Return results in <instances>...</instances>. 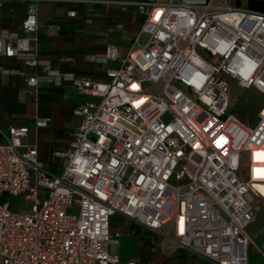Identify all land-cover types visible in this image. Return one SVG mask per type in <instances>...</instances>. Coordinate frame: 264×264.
I'll use <instances>...</instances> for the list:
<instances>
[{"label":"built area","instance_id":"2783aa9c","mask_svg":"<svg viewBox=\"0 0 264 264\" xmlns=\"http://www.w3.org/2000/svg\"><path fill=\"white\" fill-rule=\"evenodd\" d=\"M119 4L144 21L123 57L106 46L107 82L72 79L93 100L74 108L69 146L52 153L61 172L23 142L26 125L0 124L2 264H136L110 251L116 214L213 264H250L252 250L264 264V104L251 125L229 105L231 81L264 96V14L188 0ZM21 29L0 37V56L33 71L20 73L32 93L59 85V72H35L33 4Z\"/></svg>","mask_w":264,"mask_h":264},{"label":"crops","instance_id":"0c3cea01","mask_svg":"<svg viewBox=\"0 0 264 264\" xmlns=\"http://www.w3.org/2000/svg\"><path fill=\"white\" fill-rule=\"evenodd\" d=\"M104 1L0 0V37L22 35L21 22L33 4L38 25L35 72L57 71L62 75L59 85L41 84L32 93L20 73L30 75L33 71L15 62L12 55L0 56V124L26 125L28 133L23 142L36 146L43 168L54 174H59L64 160L52 157V153L67 150L70 133L77 126L74 108L93 100L76 93L72 79L107 82L105 69L110 64L104 61L106 46L116 45L118 57H123L144 21L135 8L123 9L119 4L123 0ZM188 1L197 5L208 2L211 7L225 4L264 14V0ZM110 228L119 233L118 244L110 251L121 263L213 264L119 214L111 217ZM250 259L259 263L253 254Z\"/></svg>","mask_w":264,"mask_h":264},{"label":"rangeland","instance_id":"374dc122","mask_svg":"<svg viewBox=\"0 0 264 264\" xmlns=\"http://www.w3.org/2000/svg\"><path fill=\"white\" fill-rule=\"evenodd\" d=\"M229 88H230V101H229L230 112L234 113L237 116V118L243 123L247 125H251L256 120L258 110L264 104V96L257 93L253 89H241L236 85V83L232 81L229 82ZM167 118H168L167 116L164 117L165 120ZM3 200L8 201L10 203L11 209L14 205H17L19 203H24L23 200L11 196H5ZM0 201H2V197H0ZM12 210L17 213H24L27 211L26 208L20 209L19 207L13 208ZM262 223H264L263 213H261L256 220V224H262ZM252 254L257 258V261H259V263L252 262L251 259H250V263L262 264V260L260 256L255 254L254 252H251L250 256ZM0 264H2L1 256H0Z\"/></svg>","mask_w":264,"mask_h":264}]
</instances>
